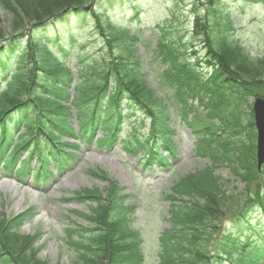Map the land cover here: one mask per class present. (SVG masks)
I'll return each instance as SVG.
<instances>
[{"label":"trees","instance_id":"16d2710c","mask_svg":"<svg viewBox=\"0 0 264 264\" xmlns=\"http://www.w3.org/2000/svg\"><path fill=\"white\" fill-rule=\"evenodd\" d=\"M107 1L0 0V10L3 12L0 16V127L3 133L7 132L6 125L12 117L37 119L41 123L47 122L56 131L66 132L57 126V117L66 110L67 97L63 84L66 81L70 83L73 73L77 76L78 84L74 88L79 98L90 101L104 98L106 117H110L113 107L115 110L122 108L120 100L125 96H139L140 73L133 57L132 43L110 23H103L105 19L100 20L103 13H97L96 27L110 37L111 48L102 50L99 57L92 60H87V55L76 48L78 34L74 30L84 22L88 14L85 12L90 7L98 12L102 3ZM206 3L205 15L195 18L193 32L203 39L201 43L205 52L199 64L208 68L207 81L202 84L203 79L197 78L190 64L174 61L176 58L171 54L170 69L165 80L176 90L185 91L178 94L179 97L183 94L215 96L228 90L241 99L246 95L264 99V53L251 56L242 45L232 40L228 33L230 23L227 19L223 21L216 17V1L206 0ZM113 49L115 54L111 53ZM67 57H72L75 66L69 67L65 63ZM107 107L112 110L107 111ZM250 124L247 127L250 148L244 152L237 149L236 143H233L234 149L230 150L226 142L218 144L221 151L218 145L212 148L216 132L213 133L211 124L202 127L206 132L202 134L204 139L210 140L208 145V139L199 141L198 151L209 157L213 167L178 178L167 197L171 202L172 228L162 237L165 256L161 264H220L222 254L232 264H264V249H247V243L237 250V259L232 262L228 257V246L231 244L226 240L227 235L216 242L208 253L212 237L219 230L220 219L228 211L229 198L228 190L223 187L221 178L215 177L213 170L228 162L238 178L243 174L240 179L249 183L256 178L254 169L249 168L254 159L252 122ZM59 136L49 132L43 141L44 146L50 150H53V146L59 148ZM151 139H154L155 146L158 138L154 132ZM165 144L166 147L171 146L169 142ZM36 150H40V147L37 146ZM57 153L64 159L60 155L61 147ZM91 175L100 180L106 178L102 173ZM117 189L112 183L106 190V196L90 190L80 194L82 199L91 201L94 206L89 217L91 230L84 232V241L80 243L77 257L80 260L74 264L127 262L125 256L131 255L128 253L129 245H133L138 237L121 227L118 220L121 204ZM263 200L264 197L256 193L248 203H263ZM19 224L17 218L10 222L0 218V264H48L37 259L38 249L33 237L19 236ZM139 260L140 256L136 261Z\"/></svg>","mask_w":264,"mask_h":264},{"label":"rangeland","instance_id":"374dc122","mask_svg":"<svg viewBox=\"0 0 264 264\" xmlns=\"http://www.w3.org/2000/svg\"><path fill=\"white\" fill-rule=\"evenodd\" d=\"M122 1L117 0L113 7L115 4L120 7L123 4ZM215 1L217 5H220L225 15L228 14L229 19H232V39L238 41L254 57L262 55L264 53V0ZM175 3L174 0H139L135 4L124 5L121 14L115 15L113 19L118 21L120 18L128 17L132 13L133 7L140 9L138 10L140 12L139 21L134 25L135 30H130L129 33L134 35V31H137L138 37L148 39V42L153 44L159 38L158 35L162 29L166 33V39L172 41L180 53L187 55H184V58L189 61L191 45L198 44L192 33L194 10H199L198 15L202 16L201 3L204 5V1L196 3L195 0H178L174 6ZM193 4L197 9L191 7ZM239 13H241V17H239ZM219 15L220 17L224 16L222 12ZM152 47L151 45L149 50ZM137 49L142 51L138 45ZM196 50H201V48L196 47ZM148 55L150 57V52ZM161 67L163 66L151 64L149 69L154 71V69H161ZM143 68L146 78L149 80L148 68ZM148 87L152 88L149 83ZM148 95H150L149 92L144 93L145 100H147ZM152 96L157 98L155 93ZM226 99L228 114L231 118H237L238 123L241 122V132H244L247 122H249L250 106H252L254 98L249 97L241 102L233 100V96L227 94ZM188 104L195 106L197 102L192 100ZM189 120L192 118L188 115L187 121ZM169 121L174 130L173 139L176 144L177 156L173 162L172 170L159 169L156 165H151L152 168L150 169L149 167L143 168L137 155L119 153L118 148H115L113 153H107L95 150L81 142L79 148L66 149L76 154L71 167L65 168L62 172H55L54 177L43 189L36 190L32 184H27V177L31 174L22 180H17L11 174L0 170V177L7 178L9 181L7 183L10 185L1 184L2 181H0V213L12 217L34 207L33 212L36 217L24 224L21 233L31 234L34 231L42 233L39 239V245H44L40 254L42 260H47L50 264H71L73 253L65 245L62 235L70 223H84V218L73 214V211L86 214L89 210L86 204H80L75 200L73 192L84 188H98L102 191L105 184L91 178L88 174L89 170L98 168L104 171L110 179L116 181L124 190L123 193L128 195L127 203L136 205L130 219L134 224L132 225L133 229H136L135 226H137L142 231V264H158L157 238L162 230L169 227V203L164 199V196L169 193L173 183L180 176L194 174L195 171L208 165L207 159H200L195 155L196 135L190 131L188 125L179 121L177 116H171ZM147 122L138 115L126 118L123 136L129 135L130 128L126 125L132 123L139 139L144 138L147 133ZM72 125L76 126L75 119H72ZM228 126H230V134L234 131L231 121ZM18 132L22 133L23 128H20ZM239 135V138L243 140V133ZM99 136L100 133H97V137ZM239 138L235 139L239 141ZM246 145L248 144L246 143L238 150L246 151ZM26 156L27 154L24 153L21 159ZM36 163L35 159L31 161L29 172L32 171ZM17 165L16 163L15 167ZM251 165L252 163L249 168L253 169ZM50 166V170L53 171V165L50 164ZM213 173L216 178L224 179H220V181L223 182V187L228 190L229 195L228 211L221 218L220 227L224 231L233 228L237 237L243 240L245 234L235 228L236 222H234L236 218H239L238 213L240 211L246 218L250 219L252 225L257 223V225L264 227L263 211L256 205L247 208L250 196L254 197L256 193H259L264 197V169L262 173L255 172L256 178L250 183L240 179L243 177L242 173L239 178L234 176L233 170L230 171L228 167L219 168L217 173L216 171ZM252 235L253 237L258 236L257 232ZM216 237H219V234ZM261 237L264 240V234Z\"/></svg>","mask_w":264,"mask_h":264},{"label":"water","instance_id":"95a60500","mask_svg":"<svg viewBox=\"0 0 264 264\" xmlns=\"http://www.w3.org/2000/svg\"><path fill=\"white\" fill-rule=\"evenodd\" d=\"M255 121L256 129L258 132V166L264 161V104L262 102H256L255 108Z\"/></svg>","mask_w":264,"mask_h":264}]
</instances>
